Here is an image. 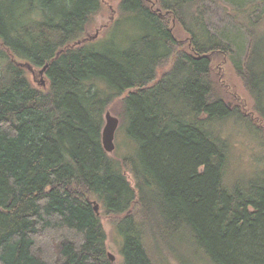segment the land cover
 Listing matches in <instances>:
<instances>
[{
	"label": "trees",
	"instance_id": "trees-1",
	"mask_svg": "<svg viewBox=\"0 0 264 264\" xmlns=\"http://www.w3.org/2000/svg\"><path fill=\"white\" fill-rule=\"evenodd\" d=\"M205 1L122 0L106 37L77 46L101 31L103 0H0V264H112L101 214L122 264H264V150L261 166H231L238 130L264 149V37L244 10L238 76L253 119L214 74L235 52L208 29ZM123 20L135 23L128 44L113 33ZM20 63L48 66L45 90ZM119 99L133 144L122 158L102 145Z\"/></svg>",
	"mask_w": 264,
	"mask_h": 264
},
{
	"label": "rangeland",
	"instance_id": "rangeland-1",
	"mask_svg": "<svg viewBox=\"0 0 264 264\" xmlns=\"http://www.w3.org/2000/svg\"><path fill=\"white\" fill-rule=\"evenodd\" d=\"M121 1L122 0H103V13L100 17H98L96 26H94L96 28H102L99 35V40H102L106 37L107 33L111 31L112 25L115 24L119 19V7ZM149 1L153 6H156L158 2V0ZM204 4L207 12L206 24L208 29L212 32V34L222 39V41L228 43L235 52V55L232 58L219 55L214 61V74H220L221 80L224 81L222 84V92L227 95L225 96V100L230 104L231 108H234V106H236L235 103H238L242 107V110L240 107L242 112L252 116V118L255 119L257 115L253 110V99L249 95L248 91H246L243 81L238 76V68L243 63L251 43L248 29L243 25V23L240 22L243 20L242 12H244V10H253L251 12V20L253 23H258V26L256 25V30L264 37V0H206ZM117 26V28L113 29V33L117 34V38L120 39L123 44L130 43L125 34L130 27H135V23L123 20ZM92 29L93 30L91 33H89V36H93L96 32L95 28ZM174 30L180 39L189 41L188 34L181 30L179 26L175 25ZM173 61L174 58L172 59V62ZM170 67L171 64L165 66L161 73L169 70ZM41 69V67H35V73H30L29 71L27 72L29 79L37 87L45 90L44 88H46L49 83L45 77L47 81L46 87L42 85L41 80L43 77L39 74ZM159 79L160 78H158V80ZM121 101L122 99L117 100V102H115L107 110L120 120V127L116 133L115 140L116 149L113 153V156L116 158H122L123 156L131 153L133 150V144L128 140L123 130L124 121L121 115ZM236 133L239 135L236 134V139L234 141L235 147L232 155V158L234 159L231 160L232 168L234 170L238 169L248 171L249 169L261 166L260 162L257 163V154H261V151L264 150L263 147L259 145L256 139L252 137L247 138V136L250 135L247 132L241 130L239 133L238 130ZM230 178L234 179L235 176L231 174L226 177L225 179L228 183H231ZM130 181L133 183L132 178H130ZM100 219L106 233L107 254L110 253L115 256L114 264H122L123 257L121 250L123 247V242L116 232L114 219L104 214H101ZM166 251L168 252L169 249ZM168 255L162 254L157 256L155 258L156 264H202L197 262L194 259V255L191 254L184 256L187 258L183 262L181 259L174 260L172 256Z\"/></svg>",
	"mask_w": 264,
	"mask_h": 264
},
{
	"label": "water",
	"instance_id": "water-1",
	"mask_svg": "<svg viewBox=\"0 0 264 264\" xmlns=\"http://www.w3.org/2000/svg\"><path fill=\"white\" fill-rule=\"evenodd\" d=\"M99 34H100V31H96V33L93 36H88L83 41L77 42L76 45L77 46L82 45L85 42L95 40L98 38ZM19 65L21 67L26 68L30 73H35L36 71L35 68L29 63H20ZM46 69H47V66L44 69L39 71V74L42 75L43 77V79L41 80L43 86H45L47 83L45 76H44ZM119 127H120V120L117 117L113 116L111 112L107 111L105 113V124L102 129V145H103L104 150L109 155H111L116 149L115 140H116V133ZM90 204L93 206L96 214L100 215V209H101L100 204L96 200L90 201ZM107 255H108L109 261L112 264H114L115 256L110 253H108Z\"/></svg>",
	"mask_w": 264,
	"mask_h": 264
},
{
	"label": "bare ground",
	"instance_id": "bare-ground-1",
	"mask_svg": "<svg viewBox=\"0 0 264 264\" xmlns=\"http://www.w3.org/2000/svg\"><path fill=\"white\" fill-rule=\"evenodd\" d=\"M75 46H76V45H75ZM78 46H79V45H78ZM45 67H46V66H45ZM45 67H44V68H45ZM47 67H48V66H47ZM44 68H43V69H44ZM41 70H42V69H41ZM46 70H47V69H46ZM114 152H115V151H114ZM114 152H113V153H114ZM113 153H112L110 156H113Z\"/></svg>",
	"mask_w": 264,
	"mask_h": 264
}]
</instances>
